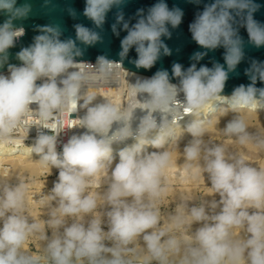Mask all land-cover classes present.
Returning a JSON list of instances; mask_svg holds the SVG:
<instances>
[{
    "label": "clouds",
    "instance_id": "obj_1",
    "mask_svg": "<svg viewBox=\"0 0 264 264\" xmlns=\"http://www.w3.org/2000/svg\"><path fill=\"white\" fill-rule=\"evenodd\" d=\"M199 3L200 0H194ZM125 0H85L83 16L94 28L77 23L75 38L61 39L58 24L41 26L33 41L15 54L9 50L25 34L14 21L32 12L28 0H0V143L15 144L23 129L26 145L42 167L57 172L47 191L32 199L46 210L43 223L28 213L29 188L23 181H0V264H264V167L238 150L206 138L211 116L221 112L220 129L241 147L264 150V130L250 127L241 113L264 110V62L245 69L250 83L223 95L229 74L245 58L248 43L264 47V23L254 18V0H212L189 24L192 40L204 51L190 66L173 63L171 74L158 69L151 77L129 82L128 103H114L96 92L117 85L130 50L137 69L150 70L172 50L171 38L183 10L165 0L138 9L135 22L125 19ZM51 6V0H44ZM118 9L111 29L126 35L120 60L98 56L95 64L78 58L85 47L102 41L107 15ZM69 14L76 16L74 9ZM223 48V61L211 67L198 63L209 51ZM125 70V69H124ZM173 80L176 82L174 83ZM75 114L82 130L66 136L60 125ZM35 117L30 126L28 117ZM186 137L182 164L203 176L214 199L181 196L169 210L160 203L168 193L165 176L171 165L167 145ZM66 136V138H65ZM101 182H96V177ZM95 185L99 191H91ZM240 234H236V230ZM30 238L38 253L25 249Z\"/></svg>",
    "mask_w": 264,
    "mask_h": 264
},
{
    "label": "water",
    "instance_id": "obj_2",
    "mask_svg": "<svg viewBox=\"0 0 264 264\" xmlns=\"http://www.w3.org/2000/svg\"><path fill=\"white\" fill-rule=\"evenodd\" d=\"M25 0H17L18 4L24 3ZM32 5V12L27 19L17 20L14 23L17 26H22L25 29V34L19 39L16 46L9 50V63L19 64V61L15 59V54L22 47H26L32 43L33 37L38 34V29L41 26L58 24L62 30L63 35L61 39L75 38L74 25L77 23L83 24L87 27L94 28L90 20L83 16V9L85 6V0H51V6L45 7L44 0H28ZM157 0H125L122 6L125 19L131 23L135 22L136 12L138 9L147 10L148 7L156 3ZM170 8L179 7L183 10L182 23L175 29L170 28L171 38H163L168 47L172 50L170 56L162 57L156 65L150 70L137 69L131 60L136 58L135 50H130L128 57L123 60V68L140 75L151 77L158 69H166L171 74V66L175 63L182 64L185 68L190 66V57L197 51H204L201 49L191 38L189 31V24L194 20L196 14L203 10V7L207 3H211L212 0H200L197 4L194 0H165ZM255 3L260 5L258 11L254 13V18L264 23V0H254ZM69 9H74L76 16L73 17L69 14ZM118 9L113 8L107 15L106 22L103 29H96L102 36V41L94 46L85 47L83 56L79 57V60L84 62H96L98 56H106L108 59L119 61L120 57V41L126 35V32L121 30L119 35H115L111 29V25L115 23V15ZM6 17L0 14V23H3ZM239 34L245 42V58L237 66V69L229 74V79L226 82L223 95H231L233 89L240 85H247L250 83L248 77L245 75V69H247L253 60L264 62V47L256 48L248 43V35L246 29L239 28ZM223 48H219L215 51H209L208 54L202 59L197 67L200 65L212 66L213 62L223 61ZM7 65L4 68H0V72H6ZM175 83L176 81L173 80ZM257 87H264V84L257 82Z\"/></svg>",
    "mask_w": 264,
    "mask_h": 264
},
{
    "label": "rangeland",
    "instance_id": "obj_3",
    "mask_svg": "<svg viewBox=\"0 0 264 264\" xmlns=\"http://www.w3.org/2000/svg\"><path fill=\"white\" fill-rule=\"evenodd\" d=\"M241 115L244 116L246 122L249 124L250 127L264 130V112H248V113L244 112V113H241ZM224 122H225V118L222 116L221 112L218 111L214 113L210 118V122L206 125V131L208 132V134H206V138L211 139L212 141L223 143L225 146L233 150H238L241 153H243L251 163L264 167V150H258L252 145L241 147L232 138L226 137L223 134V132L220 130L223 127ZM78 131H82V130H78ZM179 133L180 135H182V136H179L180 138L178 137ZM177 134H178L177 140L167 145L166 150H168L169 152H177V151L181 152L180 149L181 147H183V143L186 137L184 136L185 139L179 141V139L183 138L182 129L178 130ZM0 145L6 146L9 144L0 143ZM31 160H29V162ZM178 161L179 163H181L182 159H179ZM8 162L9 163H7V161L4 162L7 164H3L2 165L3 169H0L1 181L12 180V181H23L27 183L28 188H29L28 213L31 217H34L38 221L43 223L47 215L46 210L39 203L33 200L32 196L33 194H39L43 191H47L48 188L52 186V181L55 180L56 175H57L56 170L53 169L52 172H50L49 171L51 170L50 167L46 168V170L45 168L41 167L43 169L42 170L39 168L40 166L36 165L37 164L36 162H35L36 164L34 162H30L32 164L27 162L28 164L33 165L30 167L28 166L25 168L18 167L16 169H13L14 168L13 161L11 162L8 161ZM174 162H177V160ZM174 162L171 163V165L172 164L175 165ZM177 165L179 164L177 163ZM34 166L35 167L37 166L38 169L35 168ZM165 176H166L167 184H168V193L162 199L160 203V207L162 210L171 209L174 206V204L177 202L178 198L181 196L192 197L196 199H204V198L212 199L213 197L215 198L214 193H212L213 197H212V194L211 196L209 195L211 192L209 193L208 191H211V189L208 186V184L201 185L200 182H197L196 179L193 176H191L188 172H186L183 168L181 169L178 168L175 170L173 169V166H171L166 170ZM96 182L97 183L101 182L100 176L96 177ZM193 187H195L196 189H194ZM99 190L101 189H98L95 185H93L91 188V191L93 192H96ZM236 232L240 234L239 229H237ZM25 249L33 253H38L41 249V244L38 240L30 238L29 241L25 244Z\"/></svg>",
    "mask_w": 264,
    "mask_h": 264
},
{
    "label": "bare ground",
    "instance_id": "obj_4",
    "mask_svg": "<svg viewBox=\"0 0 264 264\" xmlns=\"http://www.w3.org/2000/svg\"><path fill=\"white\" fill-rule=\"evenodd\" d=\"M123 67V66H122ZM137 76H142V77H147V76H144V75H140V74H136V73H133V72H130L128 70H124V69H120V80H119V84L118 86L117 85H103V86H100L96 89V92L101 95V96H104V97H109L113 100L114 103H120V104H126L129 102V100L131 99L127 93H128V90H129V82H134L135 81V78ZM247 113L248 112H256V111H246ZM259 112H264V110L262 111H259ZM244 113V112H243ZM223 121V120H222ZM261 125V124H260ZM206 134H208V132L206 131ZM178 135V134H177ZM179 136H182L178 135ZM177 137V138H178ZM180 138V137H179ZM185 137H184V134H183V138L182 139H179L180 140H184ZM21 146V147H20ZM182 148V147H181ZM181 150V149H180ZM171 153V163H173L174 161L177 160V162H174L175 165H170L173 166V169H181L184 168L182 162L179 163V159H182L183 160V156H182V151H177V152H170ZM32 159V160H31ZM29 160H31L30 162H36L35 164L37 166H40L39 168L42 169V168H45L46 170V167H42L40 162L33 156L30 154V150L28 149V147L26 145H19L18 141H17V138H16V143L13 144V145H6V146H1L0 145V169H3L2 168V165L3 164H7L9 163L8 161H13V169H16L18 167H30V166H33V165H30L32 163L29 162ZM173 160V162H172ZM7 163H4L6 162ZM30 164H28V163ZM177 163L179 165H177ZM12 165V164H11ZM37 166L35 168H37ZM42 167V168H41ZM38 169V168H37ZM172 169V168H171ZM43 170V169H42ZM2 171V170H1ZM50 172H52V170H49ZM48 171V172H49ZM186 171V170H185ZM49 172V173H50ZM187 172V171H186ZM3 173V172H1ZM191 175V174H190ZM193 176V175H191ZM190 176V177H191ZM2 177V176H1ZM197 182H200L201 185H206L207 182H206V179L205 177L203 176H199V177H196V176H193ZM193 179V178H192ZM174 180V179H172ZM0 181H1V178H0ZM170 181V180H168ZM176 181V180H175ZM192 181V180H191ZM172 182V181H171ZM174 182V181H173ZM196 183V182H195ZM193 184V183H192ZM196 185V184H194ZM194 189H196L195 187H193ZM186 189V188H185ZM211 196V194L213 193L212 190L211 191H208ZM207 192V193H208ZM207 195V194H206ZM194 197V196H193ZM207 197V196H206ZM212 197H213V194H212ZM209 198V197H208ZM211 198V197H210ZM214 198V197H213ZM212 198V199H213ZM236 234H238V232H236ZM239 235V234H238Z\"/></svg>",
    "mask_w": 264,
    "mask_h": 264
},
{
    "label": "built area",
    "instance_id": "obj_5",
    "mask_svg": "<svg viewBox=\"0 0 264 264\" xmlns=\"http://www.w3.org/2000/svg\"><path fill=\"white\" fill-rule=\"evenodd\" d=\"M87 63H92L95 64V62H87ZM33 121H35L36 123H39V120L36 119L35 117H28L27 123L31 126L33 124ZM77 120L75 118V114H73V116L70 113H65L62 117V123L60 125L61 128V132L65 133L66 132V136L67 135H71L73 132L78 131L76 128L77 126ZM35 129H31L29 132V137L27 140L21 139V137L26 138L28 136V133L25 132L23 129L18 130L17 133H15V137L17 138V141L19 143V145H28L31 143L32 138L35 136ZM65 136V138H66ZM9 145H13V144H9ZM21 147V146H20Z\"/></svg>",
    "mask_w": 264,
    "mask_h": 264
}]
</instances>
